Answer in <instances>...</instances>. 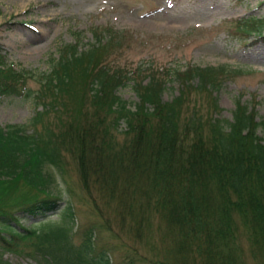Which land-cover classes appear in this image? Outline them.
Returning <instances> with one entry per match:
<instances>
[{"label":"trees","instance_id":"obj_1","mask_svg":"<svg viewBox=\"0 0 264 264\" xmlns=\"http://www.w3.org/2000/svg\"><path fill=\"white\" fill-rule=\"evenodd\" d=\"M262 25L248 23L256 32ZM102 31L106 42L99 32L88 49L65 45L37 79L8 64L0 44V96L33 97L42 107L27 125L0 127V264H12L6 253L28 254L37 264H114V252L119 264H188L179 250L192 254L201 241L218 242L222 264H236L241 232L251 257L264 259V118L257 121L255 109L241 103L233 121L214 117L220 110L214 89L225 76L216 68L177 73L180 93L165 102L168 71L111 66L119 36ZM29 80L39 83L36 91ZM131 81L140 99L135 110L117 95ZM193 91L207 98V114L190 100ZM122 120L127 130L118 132ZM53 168L66 184L75 169L98 222L79 226L72 201L60 210ZM17 184L33 194L13 199ZM112 206L116 221L107 214ZM145 208L171 226L177 247L169 245L163 258L139 253L149 247L140 241L155 236ZM59 210L60 218L50 219ZM102 236L115 245L99 246Z\"/></svg>","mask_w":264,"mask_h":264},{"label":"rangeland","instance_id":"obj_2","mask_svg":"<svg viewBox=\"0 0 264 264\" xmlns=\"http://www.w3.org/2000/svg\"><path fill=\"white\" fill-rule=\"evenodd\" d=\"M252 18L261 19L264 23V0H0V44L8 64L16 70L31 72L37 79L50 70L52 59L59 57L65 45L78 44L81 50L88 49L96 43L95 33L100 32L106 36V42L110 36L102 30L111 29L115 36H119L114 42L111 66L114 64L132 70L140 66L144 70L165 68L170 71L172 80L167 81L164 101H171L180 93L181 85L174 77L177 71L183 72L189 67H227L236 74L222 80L221 89L214 94L222 108L216 117L232 120L236 105L241 101L252 109L256 105L258 118L262 119L264 39L256 40L254 34L244 36L241 29V32L234 33L230 30L242 19L244 22L241 24L244 25L245 21ZM133 85V82H128L117 91V95L130 109L135 110L140 99ZM28 87L36 91L39 83L29 80ZM190 100L193 104L202 105L204 114L210 111L205 95L193 91ZM38 109L41 108L36 105L33 97H0V127L26 125ZM126 126V121L122 120L118 132L126 131ZM118 138L124 139L121 134ZM51 170L56 179L53 188L65 202L60 210L72 201L79 226L87 228L98 222L85 203L84 199L88 200V197L80 189L75 169L70 168L68 184L62 181L59 170ZM124 182L120 187L125 191L127 185ZM10 190H18L16 194H8H14L15 200H25L33 194L21 184ZM123 203L121 201L119 204ZM114 207L107 214H110L111 220L116 221L118 214ZM60 210L50 219L58 220ZM141 214L154 222L155 236L140 241L147 242L149 247L141 245L139 253L142 256L159 255L163 258V255L168 254L169 245L173 249L177 247L172 239L169 221L163 219L162 215V218L155 216L149 208H145ZM24 225L26 228L32 226ZM79 226L76 242H80L82 237ZM195 243L192 254L184 249L179 250L188 264H222L215 248L218 242ZM238 244L243 253L235 254L236 264H264V259L255 260L249 254L245 232L239 233ZM100 245L113 247L115 243L102 236ZM5 258L12 264H37L26 255L6 253ZM118 258L119 253L114 252V264Z\"/></svg>","mask_w":264,"mask_h":264}]
</instances>
